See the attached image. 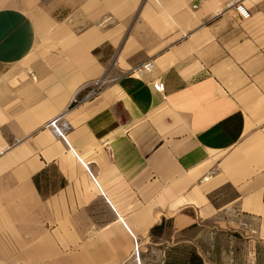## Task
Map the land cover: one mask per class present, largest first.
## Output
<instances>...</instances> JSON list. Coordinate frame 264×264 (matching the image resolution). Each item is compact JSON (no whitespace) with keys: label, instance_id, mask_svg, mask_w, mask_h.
I'll use <instances>...</instances> for the list:
<instances>
[{"label":"crops","instance_id":"crops-1","mask_svg":"<svg viewBox=\"0 0 264 264\" xmlns=\"http://www.w3.org/2000/svg\"><path fill=\"white\" fill-rule=\"evenodd\" d=\"M0 148V264H264V0H0Z\"/></svg>","mask_w":264,"mask_h":264},{"label":"rangeland","instance_id":"rangeland-1","mask_svg":"<svg viewBox=\"0 0 264 264\" xmlns=\"http://www.w3.org/2000/svg\"><path fill=\"white\" fill-rule=\"evenodd\" d=\"M242 227L239 231L231 228L230 224L225 223L223 216L219 215V222L216 218H210L202 225H194L184 232L185 234L196 235L202 232L201 237L192 239L193 243L187 246L191 264H204L200 262L197 255L196 245H201L202 249L206 250L208 259L219 263H231L232 258L236 262H246L248 260L247 248H249V239L242 232ZM234 249V251H232Z\"/></svg>","mask_w":264,"mask_h":264},{"label":"built area","instance_id":"built-area-1","mask_svg":"<svg viewBox=\"0 0 264 264\" xmlns=\"http://www.w3.org/2000/svg\"><path fill=\"white\" fill-rule=\"evenodd\" d=\"M234 9L235 11L243 18L246 19L248 17H250L251 12L249 10V8L245 5V3L243 1H237L234 4ZM153 67V62L152 61H147L139 66H137L136 70H138L139 72H144L146 70H151ZM105 82V79L101 78V79H97L94 82H92L90 88L85 92V94L83 96H80V91L75 95V99L77 101H81V100H86L92 96H94L98 90L101 89L103 83ZM153 86L155 89L159 90V91H164V82L161 79H156L153 80ZM48 125L52 127V129L63 136V138H66L65 135V129L68 127V121L64 116V113L58 114L54 117H52L49 121H48ZM3 150L0 148V153H2ZM85 166L87 168L88 164L85 163ZM93 179L96 181L95 175L93 173H91ZM134 257L136 259V264H141V257H140V247H139V243L138 241H135V249H134Z\"/></svg>","mask_w":264,"mask_h":264},{"label":"trees","instance_id":"trees-1","mask_svg":"<svg viewBox=\"0 0 264 264\" xmlns=\"http://www.w3.org/2000/svg\"><path fill=\"white\" fill-rule=\"evenodd\" d=\"M198 257L199 261L203 263V260L199 257V256H196V258Z\"/></svg>","mask_w":264,"mask_h":264}]
</instances>
